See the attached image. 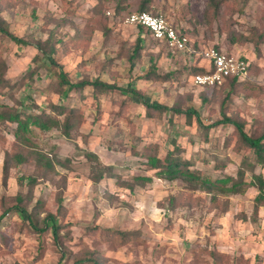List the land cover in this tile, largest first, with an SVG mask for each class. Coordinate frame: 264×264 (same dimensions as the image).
<instances>
[{
  "label": "rangeland",
  "instance_id": "rangeland-1",
  "mask_svg": "<svg viewBox=\"0 0 264 264\" xmlns=\"http://www.w3.org/2000/svg\"><path fill=\"white\" fill-rule=\"evenodd\" d=\"M143 1L0 0L10 33L31 44L18 45L0 34V57L8 66L6 78L15 85V99L30 97L40 110H48L49 104L57 101L50 88L55 76H47L45 68L30 76L39 65L34 45L47 40L56 30L58 37L64 36V42L69 43L76 33L82 38L80 43L78 40L69 44L68 53L61 46L56 56L72 82L99 78L118 86L134 83L148 100L198 112L191 125L185 115L173 114L172 121L166 114L148 119L137 96H121L119 92L101 95L99 109L91 87L71 92L65 104L80 109L85 116L73 139L57 130H34L41 150L70 160L68 167L57 166V183H66L60 236L55 239L49 231L38 232L41 226H32L35 216L30 220L16 216L1 232L4 239H0V264H216L214 251L228 256L222 258V264H264V207L254 214L256 188L220 197L216 206L209 195L197 193L193 197L202 199L198 205L179 204L172 210L170 197L182 195L184 184L157 178L156 172L149 170L143 164L145 160L135 153H148L149 145L157 144L165 154L175 148V138L194 168L213 179L236 176L244 154L233 150L235 137L227 146L234 126H215L205 140L198 117L210 126L221 121V105L225 102L227 114L244 120L249 135L262 136L264 91L243 87L228 102V88L195 87L192 70L207 67L203 54L216 49L245 58L257 81L253 83L264 86V42L259 52L255 47L257 37L255 43L250 40L254 31L264 34V0H225L219 13L208 0H151L148 11L167 17L189 39L196 53H175L149 33H143L145 42L135 60L132 58L140 28L125 25L124 21L141 11ZM96 6L100 8L95 10ZM152 68L161 76L171 75L170 80H144ZM0 104L13 105L14 100L0 94ZM15 128L9 125L4 140L0 139V216L15 205L14 197L21 193L33 196L28 211L32 213L38 206L36 219L42 221L58 213V187L49 182H41L33 189L19 186V177L34 175L32 165L12 169L5 179V153L14 141ZM89 152L97 154L104 166L112 167V173L123 182L130 183L137 176H151L153 182L145 188L137 187L134 193L121 187L114 177L95 184L91 175L97 164L87 159ZM223 161L227 163L225 170L216 169V164ZM256 173L264 174V168L258 166ZM247 179H252L251 173ZM108 231L129 232L132 241L121 245L120 241L108 239Z\"/></svg>",
  "mask_w": 264,
  "mask_h": 264
},
{
  "label": "trees",
  "instance_id": "trees-1",
  "mask_svg": "<svg viewBox=\"0 0 264 264\" xmlns=\"http://www.w3.org/2000/svg\"><path fill=\"white\" fill-rule=\"evenodd\" d=\"M210 6L214 9L216 13H219L222 4L225 0H208ZM237 2V0H233ZM151 0H145L142 3L140 12H149L148 9L151 5ZM100 8L96 6L95 10ZM2 8L0 7V34L9 37L14 43L18 45H31L27 41L22 40L18 37L13 36L7 24V21L2 16ZM161 15V14H157ZM140 28V36L137 40L138 47L135 49L134 57L132 59H137L139 51L143 48L144 39L143 33H149L145 29ZM105 30H108L107 28ZM106 34V32L104 31ZM150 34V33H149ZM59 34L55 31H51L47 40L38 41L34 47L38 51V55L35 60L39 62V65L30 73V76H34L38 70L45 68L47 70V76H55L56 80L50 84V88L54 91L55 95L58 97L56 102H52L48 106V110L43 108L40 110V106L33 103L30 97H26L24 100L15 99L13 90L15 85L11 83L5 76L8 70V66L5 60L0 57V94L14 100L13 105L0 104V139L5 138L4 133L9 125H15L16 128L13 132L14 141L11 144L10 150L5 153L4 161V177L8 178L10 171L12 169H20L23 166H33L35 169L34 175H25L18 178L17 182L19 186H27L33 189L41 182L52 183L57 185L58 191L56 193V203H57V214H49L44 220L39 221L36 219V213L34 207V212L30 213L28 211V206L33 202V196L30 195L22 196V194L16 195L15 205L10 209L5 210L0 216V239H4L2 231L9 227L10 222L14 220L16 216L25 217L26 220H30L35 216L32 223L33 227H40L41 229H36L38 232H51L53 237L57 239L60 236V231L62 229V218L60 213L64 210V199L63 193L65 190L66 183H57V166L68 167L70 166L69 159L62 160L59 156L54 153L50 155L45 153L40 148L38 139L35 136L34 130H38L40 133H49L53 130L59 131L67 139H73L74 133L78 132L85 122V116L80 109L76 107H70L65 104L66 99H68L69 94L76 90H84L86 87H91L93 89V95L98 102V108L100 109V99L101 95H109L112 92H119L121 96L139 97L140 101L146 108V118L153 119L154 117H162L166 114L170 121H172L173 114L185 115L187 122L191 125V120L194 115L198 112L194 109H189L184 111L182 109H173L161 104L155 103L152 100L146 99L139 91L136 89L134 83H130L126 86H118L115 83L111 84L107 80L95 79L94 81L82 80L80 83H74L68 77V74L64 69L57 63L56 56L59 48L62 46L65 53L69 52V44L82 42L80 34L76 33L70 38L69 43L64 42V36L58 37ZM255 37L256 43H255ZM255 43L257 51L260 52V47L264 42V34L257 35L255 31L253 32L251 39ZM133 61V60H132ZM251 70V69H250ZM206 73L205 67H197L192 70V76L197 74ZM254 75V73H253ZM171 78L169 76H161L156 73V69L152 68L143 77L144 80L153 82H168ZM223 87L229 89L228 102H231V97H236L243 87H246L252 91H264V86H258L257 84L247 81L239 82L236 78H228L226 82L218 87L213 88H200L215 89ZM232 97V98H233ZM29 102V103H26ZM227 103L223 102L221 105V114L223 119L216 122L213 125H206L205 122L198 117V127L203 130L205 140H207L208 134L212 128L218 125H225L231 123L234 126L233 134L228 137L227 146H230L233 138L236 141L233 150L238 154H244L240 166L237 170L236 176L224 175L223 177L213 179L212 177L203 173L202 170L194 168V163L191 159L184 156V149L176 144L175 138L172 139L175 148L167 150L165 154L162 153L161 147L157 144L149 145L148 153L139 154L136 150V155L143 158L144 165L147 166L149 170L155 171V176L161 180L166 181H181L184 185V192L182 195H176L170 197V206L172 210H175L179 204H188L189 206L201 201L199 197H193L197 193H206L211 197L212 205H217L220 202V197H226L229 194L239 195L246 191L247 188H256L258 195L256 196L254 214L258 215L260 207H264V174H257L256 168L261 166L264 168V135L256 137L254 134L249 135L245 131L246 123L244 120H239L234 117H230L227 114L228 108ZM36 110H40L35 113ZM101 111L99 110V113ZM233 137V138H232ZM6 140V139H5ZM125 148V146H124ZM249 154V155H247ZM87 159L90 161H96L95 170H93L91 175V180L95 184H99L105 178H116L119 181L121 187L130 190L134 193L137 187L145 188L147 185L153 182V177L151 176H137L133 178L132 182H123L120 176H116L112 173L113 168L104 166L97 154L89 152L86 155ZM219 161V159H217ZM227 163L220 162L217 163L215 168L219 170H225ZM252 174V179L248 181L247 174ZM185 201V202H179ZM24 219V222H25ZM110 236L109 240L120 241L121 245H127L132 241V234L129 232H118V231H108ZM220 252H213L216 264H222V258L228 257L224 256Z\"/></svg>",
  "mask_w": 264,
  "mask_h": 264
},
{
  "label": "built area",
  "instance_id": "built-area-1",
  "mask_svg": "<svg viewBox=\"0 0 264 264\" xmlns=\"http://www.w3.org/2000/svg\"><path fill=\"white\" fill-rule=\"evenodd\" d=\"M125 25L141 27L148 31L155 41L165 44L175 53H196L189 45V39L179 33L163 14L135 12L129 15ZM202 54V53H201ZM208 63L206 73L192 76V84L197 88H213L223 85L228 78L239 82H257L250 72V63L243 57L210 49L203 54Z\"/></svg>",
  "mask_w": 264,
  "mask_h": 264
},
{
  "label": "crops",
  "instance_id": "crops-1",
  "mask_svg": "<svg viewBox=\"0 0 264 264\" xmlns=\"http://www.w3.org/2000/svg\"><path fill=\"white\" fill-rule=\"evenodd\" d=\"M146 31V30H145Z\"/></svg>",
  "mask_w": 264,
  "mask_h": 264
}]
</instances>
